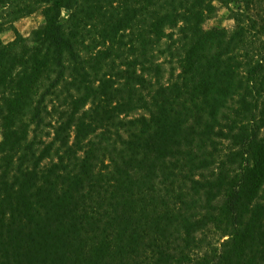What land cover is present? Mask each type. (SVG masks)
Wrapping results in <instances>:
<instances>
[{
	"label": "trees",
	"instance_id": "1",
	"mask_svg": "<svg viewBox=\"0 0 264 264\" xmlns=\"http://www.w3.org/2000/svg\"><path fill=\"white\" fill-rule=\"evenodd\" d=\"M7 29L0 264H264V0H0Z\"/></svg>",
	"mask_w": 264,
	"mask_h": 264
},
{
	"label": "rangeland",
	"instance_id": "2",
	"mask_svg": "<svg viewBox=\"0 0 264 264\" xmlns=\"http://www.w3.org/2000/svg\"><path fill=\"white\" fill-rule=\"evenodd\" d=\"M63 14H65V11H63ZM43 23V16L40 11L35 12L34 14L21 18L16 21V26L19 30V32L27 36L30 31L37 26L41 25ZM234 25V21L232 18H230V12L226 7L219 6V10L215 17L208 19L204 26L206 28L212 27V26H219V27H226V28H232ZM14 37V32L12 30H5L0 33V38L3 42H8L12 40ZM2 139L1 133H0V141Z\"/></svg>",
	"mask_w": 264,
	"mask_h": 264
},
{
	"label": "crops",
	"instance_id": "3",
	"mask_svg": "<svg viewBox=\"0 0 264 264\" xmlns=\"http://www.w3.org/2000/svg\"><path fill=\"white\" fill-rule=\"evenodd\" d=\"M15 27L17 28V26H16V22H15ZM18 28H19V26H18ZM18 28H17V30H18ZM19 31V30H18Z\"/></svg>",
	"mask_w": 264,
	"mask_h": 264
}]
</instances>
